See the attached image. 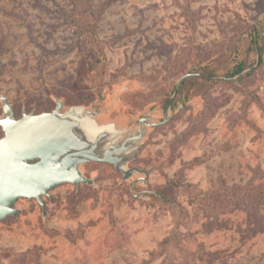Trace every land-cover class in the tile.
Wrapping results in <instances>:
<instances>
[{
    "label": "rangeland",
    "instance_id": "374dc122",
    "mask_svg": "<svg viewBox=\"0 0 264 264\" xmlns=\"http://www.w3.org/2000/svg\"><path fill=\"white\" fill-rule=\"evenodd\" d=\"M88 2L96 35H77L72 0H0V96L16 119L82 108L115 145L158 125L126 180L89 161L91 185H58L45 212L18 199L0 264H264L247 189L264 181V0Z\"/></svg>",
    "mask_w": 264,
    "mask_h": 264
},
{
    "label": "water",
    "instance_id": "95a60500",
    "mask_svg": "<svg viewBox=\"0 0 264 264\" xmlns=\"http://www.w3.org/2000/svg\"><path fill=\"white\" fill-rule=\"evenodd\" d=\"M0 101V221L17 214L14 204L18 199L35 200L45 212L43 196L48 197L58 185H91L78 170L84 162L110 164L126 180L131 172L124 166L143 136L142 124L158 125L141 119L137 132L115 145L120 132L113 125L111 129L93 128L87 121L95 122L90 118L93 114L82 108L62 112V105L57 103L51 112L23 113L16 119L7 100L0 96Z\"/></svg>",
    "mask_w": 264,
    "mask_h": 264
},
{
    "label": "trees",
    "instance_id": "16d2710c",
    "mask_svg": "<svg viewBox=\"0 0 264 264\" xmlns=\"http://www.w3.org/2000/svg\"><path fill=\"white\" fill-rule=\"evenodd\" d=\"M72 3L74 6L73 21L76 26L77 35H96L94 32L95 19L93 10L90 7L88 0H72ZM253 32L255 37L251 38L250 45L252 49H254L253 51L258 54L259 60H261L264 56V37H259V33L264 35V30L262 28H255ZM259 41L261 42L258 43ZM243 70L244 66L241 62L232 69V72L229 73V77H234L240 74ZM262 179H264V175H262ZM247 189H251L250 191L253 197L250 198L253 202L255 201L252 206L254 212L250 215L251 217H254L253 215L258 213L259 208L264 205V181L257 186L252 188L248 187ZM249 208H251V206Z\"/></svg>",
    "mask_w": 264,
    "mask_h": 264
},
{
    "label": "bare ground",
    "instance_id": "6f19581e",
    "mask_svg": "<svg viewBox=\"0 0 264 264\" xmlns=\"http://www.w3.org/2000/svg\"><path fill=\"white\" fill-rule=\"evenodd\" d=\"M87 121H89V123H90V125L93 127V128H95V129H98V127H100V129L101 130H104V129H111L112 128V124H104V125H95L94 123H93V121H90V119H88L87 118ZM99 129V130H100ZM91 135H93V134H91Z\"/></svg>",
    "mask_w": 264,
    "mask_h": 264
}]
</instances>
